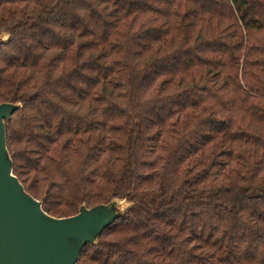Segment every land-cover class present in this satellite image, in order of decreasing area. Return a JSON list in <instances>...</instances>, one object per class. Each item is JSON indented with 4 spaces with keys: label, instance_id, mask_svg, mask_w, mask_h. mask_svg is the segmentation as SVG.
<instances>
[{
    "label": "trees",
    "instance_id": "16d2710c",
    "mask_svg": "<svg viewBox=\"0 0 264 264\" xmlns=\"http://www.w3.org/2000/svg\"><path fill=\"white\" fill-rule=\"evenodd\" d=\"M0 33L24 192L129 204L76 264H264V0H0Z\"/></svg>",
    "mask_w": 264,
    "mask_h": 264
},
{
    "label": "water",
    "instance_id": "95a60500",
    "mask_svg": "<svg viewBox=\"0 0 264 264\" xmlns=\"http://www.w3.org/2000/svg\"><path fill=\"white\" fill-rule=\"evenodd\" d=\"M8 35L0 33V46ZM19 107L0 103V264H76L86 245H95L101 232L119 217L129 204L112 199L74 215L53 218L40 202L26 194L11 174V161L4 143V122Z\"/></svg>",
    "mask_w": 264,
    "mask_h": 264
}]
</instances>
